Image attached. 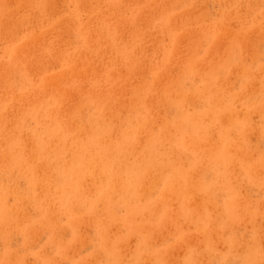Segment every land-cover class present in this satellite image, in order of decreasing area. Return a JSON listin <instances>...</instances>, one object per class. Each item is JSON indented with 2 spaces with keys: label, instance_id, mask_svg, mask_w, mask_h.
<instances>
[{
  "label": "rangeland",
  "instance_id": "obj_1",
  "mask_svg": "<svg viewBox=\"0 0 264 264\" xmlns=\"http://www.w3.org/2000/svg\"><path fill=\"white\" fill-rule=\"evenodd\" d=\"M8 1L18 9L0 6V264H264V0ZM28 44L32 60L11 61ZM49 135L59 142L45 148ZM100 141L126 145L118 172L139 177V196L115 185L98 195L109 176L83 160L79 201L60 198V147L84 156Z\"/></svg>",
  "mask_w": 264,
  "mask_h": 264
},
{
  "label": "bare ground",
  "instance_id": "obj_2",
  "mask_svg": "<svg viewBox=\"0 0 264 264\" xmlns=\"http://www.w3.org/2000/svg\"><path fill=\"white\" fill-rule=\"evenodd\" d=\"M0 6H4V7H6V9L8 8V10H9V12H14V13H16V9H18V8H15L14 10H12L11 11V5H10V3H9V1L8 0H0ZM18 7V6H17ZM60 12V11H59ZM66 22V21H65ZM61 27V26H60ZM13 30V29H12ZM9 34V33H8ZM229 34V33H228ZM232 36H234V35H232ZM230 38V37H229ZM238 38V37H237ZM232 39V38H231ZM236 39V38H235ZM234 39V40H235ZM241 39V38H240ZM238 40V39H237ZM232 41V40H231ZM240 41V40H239ZM234 42V41H233ZM232 42V43H233ZM34 44V43H33ZM244 45V44H243ZM34 47V49H33V51L32 52H35L34 50H36V46L35 45H32V44H28L27 46H26V50H23V51H21V52H16V51H14V56H13V58H12V56H11V58H12V60L11 61H13V60H15V62L16 63H19L21 60H28L29 58H30V54H28L29 53V51H27L30 47ZM16 47H18V46H16ZM244 47V46H243ZM22 48V47H21ZM140 48V47H139ZM38 49V48H37ZM54 50V51H56V52H58L59 53V51H57L56 49H54L53 47L51 48V50ZM193 49V48H192ZM40 50V49H39ZM138 50V49H137ZM38 51V50H37ZM103 52V51H102ZM253 52V51H252ZM17 53V54H16ZM27 53V54H26ZM55 53V52H54ZM106 53V52H105ZM16 54V55H15ZM33 54V53H32ZM19 55H23V58H21ZM34 55V54H33ZM32 55V56H33ZM73 55H75V54H73ZM63 56V55H62ZM82 56V55H81ZM37 57V56H36ZM10 58V59H11ZM32 58V57H31ZM81 59V58H80ZM29 60H32V59H29ZM34 61V60H33ZM39 61H41V60H38V62ZM83 61V60H82ZM43 63V62H42ZM14 64V63H13ZM12 64V65H13ZM20 64V63H19ZM32 64H33V62H32ZM41 65V64H40ZM44 65V64H43ZM42 65V66H43ZM11 66V65H10ZM14 66V65H13ZM78 66V65H77ZM37 67V66H36ZM35 67V68H36ZM141 67V66H140ZM17 68V67H16ZM15 68V69H16ZM39 68V67H38ZM49 69V68H48ZM42 70H43V68H42ZM90 70V69H89ZM72 71V70H71ZM63 73V72H62ZM68 73V72H67ZM70 73V72H69ZM123 73V72H122ZM91 74V73H90ZM58 75V74H57ZM61 75V74H60ZM70 75H71V73H70ZM65 77V76H64ZM93 77V76H92ZM143 77V76H142ZM51 78V77H50ZM138 78V77H137ZM121 79H123V78H121ZM120 79V80H121ZM64 80V79H63ZM99 80V79H98ZM103 80V79H102ZM41 81H43V80H41ZM58 82V81H57ZM140 82V81H139ZM59 83V82H58ZM99 83V82H98ZM104 85V84H103ZM107 85V84H106ZM140 85V84H139ZM160 85V84H159ZM158 85V86H159ZM50 86V85H49ZM51 87V86H50ZM107 87V86H106ZM1 88V87H0ZM42 88V87H41ZM45 88V91H46V89H47V83L45 84V86H43V89ZM217 88V87H216ZM43 89H41V90H43ZM103 89V88H102ZM45 91H43V92H45ZM217 91V90H216ZM41 93H42V91H41ZM40 93V94H41ZM74 93V92H73ZM84 95V94H83ZM191 95H192V93H191ZM75 96V95H74ZM28 98V97H27ZM190 98V97H189ZM214 98H215V96H214ZM32 100H33V98H32ZM237 100V99H236ZM151 101V100H150ZM31 102H37V100H35V101H28V104L27 105H29ZM153 102H154V100H153ZM186 102V101H185ZM8 103V102H7ZM190 103V102H189ZM9 104V103H8ZM152 104H154V103H152ZM221 104V103H220ZM12 105H13V103H12ZM11 105V106H12ZM11 106H9V107H11ZM62 106H63V104H61L60 105V107L62 108ZM148 106V105H147ZM164 106V105H163ZM185 106V105H184ZM183 106V107H184ZM10 111H12V109H10ZM185 110H183V112H184ZM211 111H212V109H211ZM59 112H61L60 110H59ZM152 114V113H151ZM207 114V113H206ZM52 116H54L53 115V113H52ZM139 117V116H138ZM59 119H60V117H58ZM149 118V117H148ZM63 119V118H62ZM5 120H6V118H0V127L1 126H3L4 124H5ZM16 121V120H15ZM57 121V120H56ZM59 122V125L58 126H60V127H65L66 125V123H63V122H60V121H58ZM67 122V121H66ZM194 122V121H193ZM177 123V122H176ZM195 123H197V122H195ZM192 124V123H191ZM246 124V123H245ZM175 125V124H174ZM183 125V124H182ZM17 126V125H16ZM71 126V125H70ZM73 126V125H72ZM63 127V128H64ZM69 127V126H68ZM141 127V126H140ZM147 127V126H146ZM146 127H144V128H146ZM162 128V127H161ZM187 128H188V126H187ZM68 129V128H67ZM116 130V129H115ZM222 130V129H221ZM249 130V129H248ZM56 131V130H55ZM71 131V130H70ZM148 131V130H147ZM186 131H188V130H186ZM17 132H19V131H17ZM135 132H137V131H135ZM143 132V131H142ZM52 134H54V133H52ZM55 134H56V132H55ZM72 134H74L73 132H72ZM71 134V135H72ZM107 134V133H106ZM74 135H78V134H74ZM73 135V136H74ZM221 135V134H220ZM248 135V134H247ZM111 136V135H110ZM154 136V135H153ZM226 136V135H225ZM77 137V136H76ZM49 139H48V141H46L47 143H45L44 145L46 146L45 148H49V147H51V145H52V143H53V141H54V139L56 140L57 139V137H55L54 135H53V137H52V135H49V137H48ZM113 138V137H112ZM172 138V137H171ZM15 139V138H14ZM63 139H64V137H63ZM67 139V138H66ZM65 139V140H66ZM102 139H103V136H102ZM120 139H121V137H120ZM156 139V138H155ZM184 139H185V137H184ZM35 140V139H34ZM61 140V139H60ZM68 140V139H67ZM75 140V139H74ZM153 140V139H152ZM161 140H163L162 139V137H161ZM178 140H179V138H178ZM17 141V140H16ZM71 141V140H70ZM94 141V140H93ZM156 141V140H155ZM14 142V141H13ZM36 142V141H35ZM57 142V143H56ZM56 144L58 145V142H59V139L58 140H56ZM61 142V141H60ZM89 142V141H88ZM92 142V141H91ZM91 142H90V144H91ZM121 142V141H120ZM130 142V141H129ZM170 142V141H169ZM184 142V141H183ZM235 142V141H234ZM51 143V144H50ZM54 143V144H55ZM68 143V142H67ZM95 143V142H94ZM138 143V142H137ZM167 143V142H166ZM165 143V144H166ZM36 144V143H35ZM50 144V145H49ZM81 144V143H80ZM108 144H110L109 142H107L106 144L102 141H100V143L99 144H92L90 147H88V146H86V145H84V143H83V145L81 146L82 147V149H86V147L87 148H89L90 149V153L87 155V154H84V156H79V152H80V150H81V148H78V153H77V149L76 148H72V147H69L68 146V144L66 145H63V147H60L61 148V150L60 151H58V154H59V161L64 165L63 166V168H61V171H62V174L64 175V177H63V179L62 180H60V184H59V181L58 182H56L55 183V186L57 187V189L59 190H61L60 192H59V196H60V198H62V199H65V197L67 196V195H70V197L71 198H78L79 197V195H78V193L76 192V190H77V187L80 185V179L77 177L78 175H79V172L77 171V168H79L80 167V170H82V171H86V170H88V166L86 165V166H82L81 165V163H83L84 161L83 160H88L90 163L91 162H93V163H91V165H95V166H97V165H99V164H101L100 165V169L98 168V171L99 170H102L105 174H107L109 177H106V183H105V185H103V186H98V185H96L97 187H96V193L99 195H102V196H104V195H106V194H108V193H112V194H114V192H118L117 190H116V188L119 190V191H121V192H123V193H125L124 192V190L127 192V193H125V194H127L128 195V197H130V195H132V197H134L133 195H134V193L135 194H137V193H139L138 191H139V186L138 185H135V184H137V180H138V178L139 177H132L131 175V178H132V180H131V178H130V180H127L128 179V177L129 176H127V178L125 179L124 178V174L122 175V176H120V173L121 172H118L119 171V168L121 169V164H120V162L122 161V160H120L121 159V157H122V155H123V157H122V159L123 158H127L126 157V155L128 156V154H123V153H125V150H126V148H124L126 145H119V146H111V147H109L108 146ZM154 142L151 144V145H153L154 146ZM178 144V143H177ZM150 144H149V146H151ZM158 145V144H157ZM161 145V144H160ZM205 145V144H204ZM246 145H248V143H246ZM20 146V145H19ZM123 146V147H122ZM133 146V145H132ZM131 146V147H132ZM161 146H163V144L161 145ZM165 146V145H164ZM252 146V145H251ZM36 147V146H35ZM34 147V148H35ZM104 147H106V148H104ZM129 147V146H128ZM168 147V146H167ZM169 147H170V145H169ZM250 147V146H249ZM100 148H103L104 149V151H103V149H100ZM153 148H156V146L155 147H153ZM153 148L151 147V149L153 150ZM17 150V149H16ZM36 150H37V148H36ZM57 150V149H56ZM64 150V151H63ZM87 150V149H86ZM132 150V149H131ZM63 151V152H62ZM68 151H74L75 152V154H76V157H78L76 160V165L73 167L72 166V160L70 161V160H65V153H68ZM94 151V152H93ZM129 150L127 149V151L126 152H128ZM224 151V150H223ZM250 151H251V149H250ZM129 152H131V151H129ZM148 152V151H147ZM164 152V151H163ZM13 153V152H12ZM144 153V152H143ZM152 153V152H151ZM153 153H155V154H157V151L155 150V151H153ZM160 153H162V152H160ZM69 154V153H68ZM71 154V153H70ZM74 154V155H75ZM136 155H137V153H135ZM166 154H167V152H166ZM254 154V153H253ZM37 155H39V154H37ZM36 155V156H37ZM72 155V154H71ZM70 155V156H71ZM87 155V156H86ZM152 155H154V154H152ZM158 155V154H157ZM157 155H154L152 158H153V161L154 162H156V163H158V164H160L159 162H161V161H159V156H157ZM247 155V154H246ZM245 155V156H246ZM157 156V158L155 159L154 157H156ZM199 155H197V157H198ZM67 157V156H66ZM168 158V154H167V156H163L162 158H163V160L165 159V158ZM42 159H43V161H46L45 160V158H44V156L43 157H41ZM137 158V157H136ZM151 158V159H152ZM208 158V157H207ZM235 158H236V154H235ZM244 159H245V157H243ZM70 159H71V157H70ZM73 159V158H72ZM128 159V158H127ZM134 159H135V156H134ZM142 159V158H141ZM177 159V158H176ZM262 159V158H261ZM260 159V160H261ZM150 159H148V161H149ZM172 160H174V159H172ZM259 160V161H260ZM147 161V162H148ZM153 161L151 162V160H150V163H152V164H154L153 163ZM166 161V160H165ZM35 162V161H34ZM123 162V161H122ZM125 162V161H124ZM145 163V160H143V162L141 161L140 162V160H139V165H142L141 167L140 166H137L138 165V163H136V160H135V169H136V171L135 172H137L138 174H136V175H138V176H140L141 175V173H143V174H147V173H149V174H147V175H150V172H148V171H151V170H149V169H152V165H150L149 163ZM249 162H250V160H249ZM263 161H261V162H258V163H252V164H250L249 163V165H246L245 167H246V169L245 168H242L243 169V171L247 174V173H252L253 172V169L257 166V165H260L261 163H262ZM45 163V162H44ZM141 163V164H140ZM164 163H166V165L165 166H167V165H171V163H169V164H167V161L166 162H164ZM175 163V162H174ZM200 161H199V164H198V166H197V171L198 170H200ZM88 164V163H87ZM137 164V165H136ZM176 164V163H175ZM175 164H172L171 165V167L170 168H172V171L174 172V174H178V176H179V179H181V180H185L186 179V175H187V177L189 178L190 176H188V174H185V171L182 169V168H180V167H178V166H176ZM203 164V163H202ZM225 164V163H224ZM228 164V163H227ZM236 164V163H235ZM235 164H233V165H235ZM263 164V163H262ZM27 165V164H26ZM91 165H89V166H91ZM155 165V164H154ZM157 165V164H156ZM163 165V166H164ZM217 165V164H216ZM243 166H244V164H242ZM162 166V165H161ZM160 166V167H161ZM230 166V165H229ZM99 167V166H98ZM134 167H133V169H134ZM125 168V171H126V168H127V166H124L123 167V169ZM157 168V167H156ZM167 168V167H166ZM169 168V167H168ZM168 168H167V170H168ZM261 168H263V167H261ZM260 168V169H261ZM123 169H121V170H123ZM130 169V168H129ZM132 169V170H133ZM161 169V168H160ZM164 170H166L165 168H163ZM163 169H161V171L163 170ZM90 170V169H89ZM264 169H262V171H263ZM93 171V170H92ZM97 171V170H96ZM124 171V170H123ZM142 171V172H141ZM154 171H155V169H154ZM157 171H158V169H157ZM157 171H155V172H157ZM88 172V171H87ZM91 172V171H90ZM118 172V173H117ZM127 172V171H126ZM130 172V171H129ZM153 172V171H152ZM163 172V171H162ZM199 172V171H198ZM197 172V173H198ZM257 172V171H256ZM261 172V171H260ZM35 173V172H34ZM33 173V174H34ZM42 173V172H41ZM92 173V172H91ZM94 173V172H93ZM160 173V172H159ZM172 173V172H171ZM189 173V172H188ZM262 173V172H261ZM83 174V173H82ZM157 174V173H156ZM245 174V175H246ZM87 175V174H86ZM154 175V174H153ZM190 175V174H189ZM218 175V174H217ZM248 175V174H247ZM251 175V174H250ZM257 175H258V173H257ZM85 176V175H84ZM91 176V175H90ZM145 176V175H144ZM164 176V175H163ZM254 175L252 174L251 175V177H249V178H254L253 177ZM126 177V176H125ZM141 177V176H140ZM82 178V177H81ZM89 178V177H88ZM92 178V177H91ZM90 178V179H91ZM246 178L249 180V178L246 176ZM257 178V177H256ZM255 178V179H256ZM45 179V178H44ZM89 179V180H90ZM160 179V178H159ZM158 179V180H159ZM258 179V178H257ZM87 180V179H86ZM163 180V179H162ZM247 180V181H248ZM264 180V179H263ZM261 181V182H264V181ZM127 181H132L131 182V189H130V185L129 186H126V182ZM166 181V180H165ZM170 181H172V180H170ZM173 181H174V179H173ZM187 181H189V180H187ZM187 181L185 182V183H187ZM220 181V180H219ZM35 181H34V178H33V183H34ZM178 182V181H177ZM248 182H250V184H251V180L250 181H248ZM258 182H259V180H258ZM260 182V183H261ZM128 183H130V182H128ZM127 183V184H128ZM254 183V182H253ZM59 184V185H58ZM167 184H169V188H170V190L168 191V192H165L167 195L168 194H173V188H172V185H174L172 182H168ZM258 184V183H257ZM32 185V184H31ZM34 185H35V183H34ZM70 185H72L73 186V190H72V188H70L69 186ZM87 185V184H86ZM115 185V187L116 188H114L115 190L113 191V189L111 188L112 186H114ZM184 185V184H183ZM260 185V184H259ZM33 188H35V186H32ZM82 187H83V185H82ZM87 187V186H86ZM151 187V186H150ZM185 187V186H184ZM81 189V188H80ZM86 189V188H85ZM92 189V188H91ZM90 189V190H91ZM177 188L175 187V190H176ZM33 190V189H32ZM204 190V189H203ZM263 190H264V188H263ZM79 191V190H78ZM92 191H94V188L92 189ZM113 191V192H112ZM167 191V190H166ZM180 191V190H179ZM90 192V191H89ZM120 192V194H122ZM202 192V191H201ZM206 192V191H205ZM73 196H72V195ZM84 194H85V192H84ZM93 194H94V192H93ZM181 194V193H180ZM202 194H204V191H203V193ZM201 194V195H202ZM110 195V194H109ZM138 195V194H137ZM167 195H162V202H160V203H163V204H165L164 202H163V200H165V198L167 197ZM200 195V194H199ZM207 195H208V193H207ZM209 195H211V193H209ZM208 195V196H209ZM121 196V195H120ZM139 196V195H138ZM7 197V196H6ZM174 197H176V196H174ZM185 197V196H184ZM203 197V196H202ZM206 197V196H205ZM101 198V197H100ZM113 198V197H112ZM135 198H137V196L135 197ZM208 198V197H207ZM212 198H214L213 196L210 198V199H212ZM13 199H14V197H13ZM67 199H69V198H67ZM66 199V200H67ZM16 200H17V198H16ZM19 200V199H18ZM81 200V199H80ZM154 200V199H153ZM156 200V199H155ZM208 200H209V198H208ZM77 201H79V198L77 199ZM87 201V200H86ZM182 201V200H181ZM81 202V201H80ZM155 202V201H154ZM212 202V201H211ZM241 202V201H240ZM243 202V201H242ZM152 203V202H151ZM160 203H157V205H160V206H162ZM213 203V202H212ZM87 204V203H86ZM85 204V205H86ZM154 204V203H153ZM180 204V203H179ZM55 205V204H54ZM156 205V206H157ZM195 205V204H194ZM234 206H235V204H233ZM260 205V204H259ZM77 206H79V205H77ZM83 206H84V204H83ZM88 206V205H87ZM99 206V205H98ZM152 206H154V205H151V207ZM190 206V205H189ZM193 206V205H192ZM233 206V207H234ZM239 206H241V204H239ZM243 206V205H242ZM246 205L244 204V208H246L245 207ZM167 207H169V206H167ZM236 207V206H235ZM247 207H249L248 205H247ZM251 207V206H250ZM75 208V207H74ZM161 208V207H160ZM189 208V207H188ZM210 208V207H209ZM240 208V207H239ZM238 208V209H239ZM105 208H102V210H104ZM162 209V208H161ZM238 209H236L237 211H238ZM24 210V209H23ZM72 210H74V209H72ZM95 210V209H94ZM100 210V209H99ZM106 210V209H105ZM105 210H104V212H105ZM151 210H152V208H151ZM234 211H235V209H234ZM243 211V209L241 210V212ZM245 211V210H244ZM251 211H253V209H251ZM139 212V211H138ZM213 212H215V211H213ZM233 212V211H232ZM248 212H250L249 210H248ZM255 212H257V211H255ZM152 213V212H151ZM177 213V212H176ZM176 213H175V215H176ZM246 213V212H245ZM261 213V212H260ZM71 214V213H70ZM203 214H204V212H203ZM207 214V213H206ZM209 214V213H208ZM238 214H240V213H238ZM249 214V213H248ZM247 213H246V215H248ZM250 214H252L253 215V213H251L250 212ZM262 214V213H261ZM173 215V214H172ZM205 215V214H204ZM211 216H212V214H210ZM233 215V214H232ZM237 215V214H236ZM242 215H244L243 214V212H242ZM241 215V217H243ZM168 216V215H167ZM171 216V215H170ZM200 216V215H199ZM203 216V215H202ZM240 215H238V217H239ZM93 217V216H92ZM197 217V216H196ZM229 217V216H228ZM249 217H250V215H249ZM264 217V216H263ZM70 218V217H69ZM130 217L128 216V219H129ZM169 218V217H168ZM192 218V217H191ZM198 218V217H197ZM206 218V217H205ZM205 218H201L202 220L203 219H205ZM232 218V217H231ZM235 218V217H234ZM248 218V216L246 217V219ZM253 218H254V215H253ZM257 218V217H256ZM259 218V217H258ZM93 219H94V217H93ZM165 219H166V217H165ZM252 219V218H251ZM73 220V219H72ZM160 220V219H159ZM166 220H168V219H166ZM210 219H208V221H209ZM235 220V219H234ZM236 220H238V218L236 219ZM235 220V221H236ZM239 220H240V218H239ZM243 220H245V219H243ZM242 220V221H243ZM127 221V220H126ZM162 221V220H161ZM187 221H188V219H187ZM234 221V222H235ZM251 221V220H250ZM69 222H71V221H69ZM165 222V221H164ZM252 222V221H251ZM161 223H163V222H161ZM161 223H159V224H161ZM166 223H167V221H166ZM227 223V222H226ZM131 224V223H130ZM168 224V223H167ZM173 224H174V222H173ZM196 224V223H195ZM207 223H204V227H205V225H206ZM225 224V223H224ZM71 225H73V224H71ZM132 225V224H131ZM130 225V226H131ZM153 225V224H152ZM166 225V224H165ZM170 225H172V224H170ZM176 225V224H175ZM162 226V225H161ZM169 226V225H168ZM180 226V225H179ZM203 226V225H202ZM166 227V226H165ZM176 227V226H175ZM135 228V227H134ZM129 229V228H128ZM151 229H153V227L151 228ZM185 229V228H184ZM212 229V228H211ZM111 230V229H110ZM156 230V229H155ZM177 230V229H176ZM183 230V229H182ZM203 230V229H202ZM134 231V230H133ZM203 231H205V229L203 230ZM215 231V230H214ZM142 232V231H141ZM158 232V231H157ZM207 234V235H209V233L206 231V232H204V234ZM145 234V233H144ZM211 234H213V233H211ZM161 235V234H160ZM214 235V234H213ZM257 235V234H256ZM177 236H178V234H177ZM145 237V236H144ZM154 237V236H153ZM186 238V237H185ZM198 238V237H197ZM203 238V237H202ZM210 238H212V236L210 237ZM152 239V238H151ZM188 239V238H187ZM201 239V238H200ZM213 239V238H212ZM145 240V239H144ZM153 241V240H152ZM187 241V240H186ZM231 241V240H230ZM232 241H233V239H232ZM122 242H123V240H122ZM146 242H148L149 243V241H148V239H146ZM188 242V241H187ZM198 242H199V240H198ZM190 243V242H189ZM206 244H207V242H205ZM145 244V243H144ZM151 244V243H150ZM150 244H148V245H150ZM201 245H202V240H201V243H200ZM29 245V244H28ZM78 245V244H77ZM154 245V244H153ZM187 245V244H186ZM185 245V246H186ZM204 245V244H203ZM256 245V244H255ZM181 246V245H180ZM192 246V245H191ZM191 246H189L190 248H191ZM207 246V245H206ZM149 247V246H148ZM250 247H252L253 248V246H250ZM256 247H258V246H256ZM262 247V246H261ZM184 249V248H183ZM194 250V249H193ZM248 250H250V249H248ZM253 250V249H252ZM258 250V249H257ZM256 250V251H257ZM130 251V250H129ZM170 251V250H169ZM205 251H207V250H205ZM251 251V250H250ZM249 251V252H250ZM159 252V251H158ZM248 252V251H247ZM248 252V253H249ZM260 252V251H259ZM195 253V252H194ZM253 253H254V251H253ZM166 254V253H165ZM251 254V253H250ZM261 254V253H260ZM135 255V254H134ZM149 255H151V254H149ZM197 255V254H196ZM214 255V254H213ZM251 255H256L255 253L254 254H251ZM259 255V254H258ZM137 256H139V255H137ZM192 256V255H191ZM195 256V255H194ZM250 256V255H249ZM257 256V255H256ZM261 255H259V257H260ZM143 257V256H142ZM160 257V256H159ZM253 257V256H252ZM251 257V258H252ZM248 258H250V257H248ZM257 258H258V256H257ZM146 259V258H145ZM149 259H150V257H149ZM205 259V258H204ZM247 259V258H246ZM260 259V258H259ZM140 260H142V259H140ZM254 260H256V259H254ZM253 260V261H254ZM150 261H152V260H150ZM192 261H193V259H192ZM246 261V260H245ZM251 261V260H250ZM156 262V261H155ZM168 262V261H167ZM248 261H246V263H247ZM92 263V262H91ZM191 263V262H190ZM195 263V262H194ZM245 263V264H246ZM76 264V263H75ZM147 264V263H146ZM196 264V263H195ZM249 264H251V263H249Z\"/></svg>",
  "mask_w": 264,
  "mask_h": 264
}]
</instances>
